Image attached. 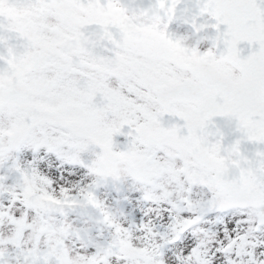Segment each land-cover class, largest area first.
Returning a JSON list of instances; mask_svg holds the SVG:
<instances>
[{
  "label": "snow or ice",
  "instance_id": "6c2138e0",
  "mask_svg": "<svg viewBox=\"0 0 264 264\" xmlns=\"http://www.w3.org/2000/svg\"><path fill=\"white\" fill-rule=\"evenodd\" d=\"M0 264H264V0H0Z\"/></svg>",
  "mask_w": 264,
  "mask_h": 264
},
{
  "label": "rangeland",
  "instance_id": "374dc122",
  "mask_svg": "<svg viewBox=\"0 0 264 264\" xmlns=\"http://www.w3.org/2000/svg\"><path fill=\"white\" fill-rule=\"evenodd\" d=\"M68 179H72L71 177H69ZM9 184L13 183V180H9L8 181ZM101 198L105 199L109 204L113 205V210L116 211V215L119 217V219L121 221H127V222H131L133 219L136 220L137 223H139V218L141 215H143V213L141 212V208H147V205H137L136 201L133 200L132 204H128L127 201H124L122 204L117 205L116 204V200L117 199H121L123 195H133L131 192L128 191L127 186H125L124 191L121 193H117L115 191L114 188L109 187L107 189H102L101 190ZM122 208L124 213H126L127 215H121L119 211H117V209ZM135 208V211H133V209ZM75 216V214H73ZM155 220V222L157 223H166V217L165 218H160L157 217L155 213L151 214ZM231 217V214H229L228 217H226V220L229 219ZM82 219H86V217L84 218H78L77 222H81ZM145 219H147V217H145ZM205 227H210L213 230L216 229V225L215 224H208L205 225ZM165 229L161 228L160 231L163 232ZM105 236H108V232L107 230L105 231ZM195 237H192L191 234H188V239L185 241V243H190L192 240H194ZM174 251H178V249H173ZM169 255H171V253H168Z\"/></svg>",
  "mask_w": 264,
  "mask_h": 264
}]
</instances>
